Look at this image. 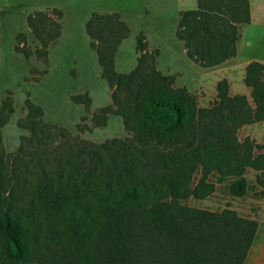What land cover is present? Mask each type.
<instances>
[{"label":"trees","instance_id":"16d2710c","mask_svg":"<svg viewBox=\"0 0 264 264\" xmlns=\"http://www.w3.org/2000/svg\"><path fill=\"white\" fill-rule=\"evenodd\" d=\"M249 21L248 0H197V8L181 12L176 36L191 60L210 67L236 55L237 24ZM27 24L44 51L60 33L59 22L42 11L29 14ZM85 26L111 89V104L93 122L103 125L113 113L130 136L76 139L45 122L43 109L27 99L18 125L30 135L8 157L1 128L14 106L6 95L0 264H243L257 220L230 207L213 211L183 201L204 199L224 181L231 196L241 197L250 187L248 169L256 171L254 186L263 194L264 145L240 140L238 129L264 120V65L251 61L245 68L254 106L244 94L229 95L223 78L216 98L200 107L195 94L157 69L158 50L142 34L136 65L116 70L115 53L129 31L118 13L93 12ZM73 98L89 105L86 95Z\"/></svg>","mask_w":264,"mask_h":264},{"label":"rangeland","instance_id":"374dc122","mask_svg":"<svg viewBox=\"0 0 264 264\" xmlns=\"http://www.w3.org/2000/svg\"><path fill=\"white\" fill-rule=\"evenodd\" d=\"M111 1L93 0L89 3L86 0L82 5L84 9H79L74 0H0V104L9 94L14 106L8 122L1 128L2 144L8 157L17 151L22 136L30 135L28 129L18 125V121L27 114V99L43 109L45 122L66 128L76 139L100 143L114 137L130 136L121 117L113 113L107 115L103 125L96 126L93 122L94 114L99 113L101 107L111 104V89L101 75L97 53L91 44L93 40L86 31V22L93 12L104 14L103 7H121L128 15L134 13L132 11L137 6V0ZM36 11L45 12L60 24L59 35L49 43L46 51L27 24V16ZM127 20L128 34L115 53V68L122 72L130 71L139 55L136 50V38L141 34L138 22L130 18ZM243 38L249 40L252 46L242 53V58L247 53H258L264 47V26L254 24L244 27ZM17 44L24 50H31L32 54L26 57L22 51L15 49ZM166 59L165 52L161 62ZM174 65L182 66L179 62ZM209 92L206 89V93ZM76 95L89 97V105L76 102L73 98ZM195 95L199 103L205 92L200 89ZM250 101L253 103L251 97ZM79 125L84 126L82 130ZM255 131L264 135V121L255 126ZM255 175L252 169L245 174L250 184L245 197L231 196L229 181H224L216 183L214 192L205 199L189 197L183 203L213 211L225 207L244 208L250 215L261 218L262 203L258 200L263 194H258L259 187L254 186ZM198 176L196 173L194 180ZM211 179L214 180V177ZM258 223L250 264H264V219L258 220Z\"/></svg>","mask_w":264,"mask_h":264},{"label":"crops","instance_id":"0c3cea01","mask_svg":"<svg viewBox=\"0 0 264 264\" xmlns=\"http://www.w3.org/2000/svg\"><path fill=\"white\" fill-rule=\"evenodd\" d=\"M85 1L74 0V3L79 4V9H84L82 5ZM88 1L91 3L93 0ZM107 1L112 2L111 0H100V2ZM122 1L126 0H115L118 3ZM136 3L135 10H131L134 12L132 14L126 15L123 11L124 9L121 7H103L102 12H116L124 22L126 21L125 23H128L127 18L135 19L138 22L140 32L148 48L150 50H158L156 56L157 69L162 74L173 75L175 77L174 85L176 87H185L193 94L202 89L205 95L200 98L198 106L207 107L216 98L217 82L225 78L228 82L229 95L244 94L248 98L250 105L254 106V103L250 101L251 88L244 82L246 74L245 68L251 61H259L264 65V47H261L258 53L246 52L247 54L242 58V53L252 46L249 40L243 38V29L248 25L254 24L264 26V0H248L250 21L237 24L238 37L235 42L236 55L210 67H202L191 60L186 55L184 42L176 36V29L181 12L197 8V0H137ZM167 35L169 36L168 38ZM165 52L167 53V59L165 62H161V58ZM176 62H179L182 66H175L174 63ZM206 89L210 90V92L206 93ZM262 121L264 120L242 125L238 129V138L243 140L248 137L256 143L264 145V135H259L255 131V126ZM243 196L245 197V195ZM258 201V203H262L261 218H257L254 214L250 215V212L244 208L232 207V209L236 210L239 215L255 219L258 222V220L264 219V191L263 197ZM253 245L254 241L243 264H250L249 259Z\"/></svg>","mask_w":264,"mask_h":264}]
</instances>
